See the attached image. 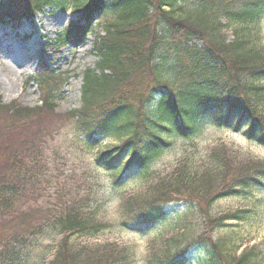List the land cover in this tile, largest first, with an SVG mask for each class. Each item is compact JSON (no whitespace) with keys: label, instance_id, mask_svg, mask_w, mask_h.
<instances>
[{"label":"trees","instance_id":"trees-1","mask_svg":"<svg viewBox=\"0 0 264 264\" xmlns=\"http://www.w3.org/2000/svg\"><path fill=\"white\" fill-rule=\"evenodd\" d=\"M184 2L193 5V14L180 11ZM45 8L79 13L77 22L57 34L58 44L85 39L96 19H107L93 43L95 65L81 74L77 109L55 112L64 78L46 65L36 75L39 105L5 104L0 95V264H25L32 239L48 228L60 236L58 246L50 260L40 257L34 264L134 263L127 247L111 242L73 246L72 235L92 236L105 225L79 207L65 187L42 188L48 144L68 120L88 137L116 140L94 159L106 170H117L114 182L132 174L146 184L145 195L122 203L125 214L133 215L125 227L142 230L141 224L156 221L170 203L198 208L201 232L182 243L168 239L144 264H188L185 258L194 246L202 255L193 264H258L254 246L234 256L223 252L211 232L228 215L212 217L209 207L220 197L264 185V162L234 161L220 146L200 171L177 165L149 184L147 171L171 138L192 136L210 117L232 130L245 127L244 134L264 146V56L237 33L225 42L209 21L212 13L229 25L255 24L264 15V0H0V25L30 19ZM164 33L173 41L168 70L162 67L166 58L156 55ZM193 34L202 39L200 46L190 43ZM240 213L231 218H244Z\"/></svg>","mask_w":264,"mask_h":264},{"label":"rangeland","instance_id":"rangeland-1","mask_svg":"<svg viewBox=\"0 0 264 264\" xmlns=\"http://www.w3.org/2000/svg\"><path fill=\"white\" fill-rule=\"evenodd\" d=\"M194 10L190 2H184L180 6L183 14H191ZM219 16L211 13L209 19L219 29V38L230 42L237 33L249 47L260 52L259 57L264 56V15L257 23L248 25H229ZM105 19L107 18L96 19L85 40L67 44H58L56 38L58 33L79 20V13L70 9L61 12L45 8L30 20L22 19L13 25H1L0 38L1 34L12 30L18 35L12 39L14 45L24 44L28 47L27 52L23 53L9 51L6 44L0 47L2 102H16L27 107L39 105L41 95L36 75L41 64H45L64 78L55 100V112L66 114L77 109L80 106L81 74L95 65L97 56L93 51V43L96 35L102 34L101 25ZM164 24L165 22L161 25L162 29L166 28ZM172 43L164 33V38L159 43L160 49L156 51L161 61L166 58L162 65L165 70L171 67L169 53ZM190 43L200 46L203 41L193 34ZM169 75L170 72H165V76ZM232 124L235 125V120ZM244 129L245 127L235 131L219 126L210 117L203 121L192 136H174L171 138V145L150 165L147 175L152 178L147 180V184L155 177L169 175L181 164L192 167L191 170L200 171L211 162L210 151L220 146L227 149L234 161L264 162V146L247 138L243 134ZM91 138H87L78 123L68 120L48 144L50 149L47 152L46 165L49 171L42 188L48 192L52 188L65 187V191L76 195V204L79 207L105 225L92 236L72 235L70 242L73 246L111 242L113 245L127 247L134 254L133 264H144V259L156 249H162L168 239L178 238L182 243L201 232L204 224L198 208H188L184 201L167 204L159 218L142 231L126 229L123 224L131 225L130 218L133 215L125 214L122 203L145 195L146 184L140 181L139 175L132 174L123 176L120 183L114 182L117 170H106L98 166L94 159L98 153L114 146L116 140L94 135ZM29 203L32 201L29 200ZM240 210L244 211V218L232 219L234 213L241 215ZM209 212L212 217L228 215L211 232L212 239L222 246L226 255H239L254 246L258 264H264V185L248 187L239 194L220 197L211 203ZM59 240L60 236H56L52 229H46L42 235L32 239L33 247L24 257V263L34 264L40 257H45V261L50 260ZM198 251L201 252V249L194 246L187 252L185 259L188 264H193L202 255Z\"/></svg>","mask_w":264,"mask_h":264},{"label":"bare ground","instance_id":"bare-ground-1","mask_svg":"<svg viewBox=\"0 0 264 264\" xmlns=\"http://www.w3.org/2000/svg\"><path fill=\"white\" fill-rule=\"evenodd\" d=\"M11 48H10V50L13 51L14 49H11ZM15 49H17L19 53H23L25 51L27 52L28 48L25 45H22V46L16 47Z\"/></svg>","mask_w":264,"mask_h":264}]
</instances>
